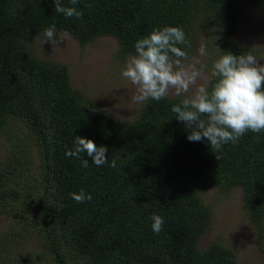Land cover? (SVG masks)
Returning a JSON list of instances; mask_svg holds the SVG:
<instances>
[{"label": "trees", "instance_id": "obj_1", "mask_svg": "<svg viewBox=\"0 0 264 264\" xmlns=\"http://www.w3.org/2000/svg\"><path fill=\"white\" fill-rule=\"evenodd\" d=\"M243 3L264 10V0ZM62 4L71 6L70 0ZM237 5V0H79L83 16L65 18L54 11V0H0V128L18 118L39 143L44 193L56 203L53 211L42 210V230L58 264H68L66 252L80 264H237L234 252L218 242L198 247L211 215L199 190L239 186L244 211L260 231L264 132L248 131L238 143L225 144L217 159L207 139H187L189 131L171 111L181 98L148 100L133 120L113 117L73 87L65 64L34 54L32 39L53 25L81 46L109 35L118 42L116 55L125 57L135 55V42L153 29L179 26L191 42L195 21L209 30L219 22L220 56L247 54L234 40ZM212 83L214 78L209 90ZM75 136L106 146L109 164L98 167L87 153L81 159L66 156ZM84 158L88 168L81 167ZM112 159L116 168L109 166ZM81 189L91 201L72 199ZM18 197L0 172V200ZM153 214L164 218L159 234L151 227Z\"/></svg>", "mask_w": 264, "mask_h": 264}, {"label": "rangeland", "instance_id": "obj_2", "mask_svg": "<svg viewBox=\"0 0 264 264\" xmlns=\"http://www.w3.org/2000/svg\"><path fill=\"white\" fill-rule=\"evenodd\" d=\"M237 4L240 14L234 40L264 64L261 59L264 58V10L244 4L243 0H237ZM216 23L209 30L195 21L191 31L192 46L187 49L190 59H198L197 67L201 64L207 66L206 75L210 79L212 65L220 56L221 31L218 30L219 22ZM56 30L55 45L43 43V32L36 35L30 43L33 53L65 64L73 87L107 114L133 120L141 104L131 100L135 86L121 75L131 54L125 57L116 55L118 42L113 36L99 35L81 46L70 33V39L60 40L58 32L67 31ZM201 44L207 50L203 57L197 52ZM169 98L184 97L170 95ZM5 125L0 128V172L3 184L10 190L18 189L22 198L16 202L0 200V264H58L42 230V210L53 211L56 203L44 193L39 143L25 121L10 118ZM29 157L31 162L30 159L26 161ZM199 196L209 206L211 215L208 227L198 240V247L203 249L218 242L234 252L237 264H264V218L259 231L244 211L241 188L202 186ZM66 257L68 264H80L72 254L66 252Z\"/></svg>", "mask_w": 264, "mask_h": 264}, {"label": "clouds", "instance_id": "obj_3", "mask_svg": "<svg viewBox=\"0 0 264 264\" xmlns=\"http://www.w3.org/2000/svg\"><path fill=\"white\" fill-rule=\"evenodd\" d=\"M78 2L70 0L71 6H64L62 0H54V11L65 18H81L83 12L76 7ZM58 33L60 40L70 39L69 33ZM56 34L55 25L45 29L43 43L55 45ZM191 46L179 26L153 29L135 42L136 54L128 57L121 75L135 86L131 95L134 103L160 101L170 95L184 97L171 111L189 131L187 139L193 142L207 139L219 159L218 153L225 144L238 143L248 131L264 132V64L251 51L240 55L228 51L212 65L214 83L209 90L207 66L197 67L198 59H190L185 48ZM197 52L199 57L206 56L205 45L201 44ZM107 151L106 146H97L92 139L75 136L73 149L65 155L81 159L87 153L99 167L109 164ZM109 166L116 168V160L112 159ZM81 167H89L88 159H82ZM71 196L78 203L92 200L91 194L83 189ZM151 219L153 232L159 234L164 218L153 214Z\"/></svg>", "mask_w": 264, "mask_h": 264}]
</instances>
